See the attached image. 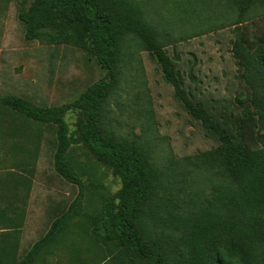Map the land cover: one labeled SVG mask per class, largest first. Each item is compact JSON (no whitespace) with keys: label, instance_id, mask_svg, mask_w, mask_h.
Listing matches in <instances>:
<instances>
[{"label":"trees","instance_id":"16d2710c","mask_svg":"<svg viewBox=\"0 0 264 264\" xmlns=\"http://www.w3.org/2000/svg\"><path fill=\"white\" fill-rule=\"evenodd\" d=\"M228 1L238 8L234 26H240L254 1ZM17 18L25 26L26 41L45 38L53 45L77 44L96 58L105 76L77 99L54 106L0 96L4 107L52 128V167L78 190L46 233L13 264H33L77 220H85L99 248H119L114 264H264V39L259 38L257 46L238 40L232 48L243 76L261 88L252 95L256 108L246 105L238 93L233 108L217 112L185 83L184 72L167 55L165 43L135 0H33ZM128 35L155 59L182 107L216 144L198 165L199 170H210L214 179L206 201L191 197L185 208L170 204L171 190H182L174 185L176 175L183 179L185 172L154 168L143 146L115 140L101 123L117 87L121 41ZM71 109L84 116L77 124L79 139L121 182L115 194L99 197L98 213L82 211L85 185L68 158L73 139L64 116Z\"/></svg>","mask_w":264,"mask_h":264},{"label":"rangeland","instance_id":"374dc122","mask_svg":"<svg viewBox=\"0 0 264 264\" xmlns=\"http://www.w3.org/2000/svg\"><path fill=\"white\" fill-rule=\"evenodd\" d=\"M32 1L0 0V96H20L47 106L71 102L90 84L103 78L105 70L88 50L77 44L53 45L45 38L26 41L25 26L17 15ZM135 1L159 33L160 41L165 43L167 55L184 72L185 83L201 99L217 107L219 112L233 108L236 94L241 93L246 98L245 104L256 108L252 95L261 88L243 76L232 48L243 39L251 46L261 44L259 38L264 39L262 0H253V6L237 27L234 23L238 8L228 0ZM117 70V87L101 119L104 129L115 140L134 141L136 146H143L154 168L185 172L183 179L182 174L176 175L174 185L182 186V190H171L170 204L185 208L191 197L208 200L214 179L210 170L206 171L205 167L199 170L198 165L204 153L215 148V142L182 107L155 59L133 36L128 35L121 41ZM64 118L73 139L68 158L85 185L82 211L98 213L99 197L115 194L121 187L120 179L110 166L97 161L87 144L79 139L77 124L84 121L83 114L71 109ZM51 130L0 103V170L13 168L32 176L33 201L37 203L35 211L29 213L31 225L22 246L18 232L0 239V264H13L16 257H22L43 236L46 222L60 214L63 198L70 203L78 191L52 168ZM43 184L54 189H46ZM47 191L54 192L47 194ZM43 195L45 198L54 195L50 200L61 203L51 206L50 211L45 210L49 200ZM84 221L72 223L33 264H114L119 248L112 247L111 251L99 248ZM4 241L8 243L2 246Z\"/></svg>","mask_w":264,"mask_h":264},{"label":"crops","instance_id":"0c3cea01","mask_svg":"<svg viewBox=\"0 0 264 264\" xmlns=\"http://www.w3.org/2000/svg\"><path fill=\"white\" fill-rule=\"evenodd\" d=\"M33 170L34 168L31 165V167H29V171H33ZM43 185L46 189L47 188L49 189L51 188L52 190L54 189V186L52 185H47V184H43ZM34 186H35V182L32 176L30 177L29 175L16 172L13 170V168L0 170V234L3 233L6 234L4 237L0 235V239L7 238V236L10 233L12 236L15 232H18V239H20L19 240L20 245L22 246V244L24 243L25 232L28 231L27 228L29 227V225H31L28 223V220L30 218L29 213L31 211H35L34 210L36 209L35 205H37V203L33 201L34 198L33 194L35 189ZM41 188L44 190L43 187ZM53 192L49 191L48 193L47 191L46 193L53 194ZM53 196L54 195L46 198L44 197V195L42 196L46 201L49 200L47 203H45L46 206V208H44L45 210L47 209L50 211L51 206L59 205L61 203L57 199L51 201L50 199ZM62 202H64L63 207L66 204L68 205L69 203L66 202L65 197L63 198ZM54 217L55 216H53L51 220H53ZM51 220L46 222L44 234L48 230ZM8 222L14 223L13 226H15L17 229L9 227ZM6 243L8 242L4 241L2 246H4Z\"/></svg>","mask_w":264,"mask_h":264}]
</instances>
